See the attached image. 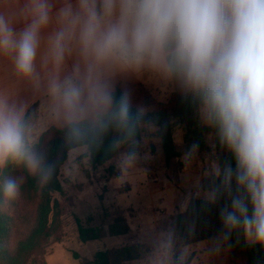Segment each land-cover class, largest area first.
<instances>
[{
    "label": "clouds",
    "instance_id": "9594fccd",
    "mask_svg": "<svg viewBox=\"0 0 264 264\" xmlns=\"http://www.w3.org/2000/svg\"><path fill=\"white\" fill-rule=\"evenodd\" d=\"M27 11L20 31L0 15V54L32 76L51 0H28ZM55 20V61L73 47L83 59L82 71L50 86L64 119L75 124L111 106L106 71L147 67L177 77L200 95L236 160L227 179L234 175L245 196L224 210L225 224L264 243V0H63ZM27 154L20 114L0 101V167ZM4 191L14 197L17 183L8 180Z\"/></svg>",
    "mask_w": 264,
    "mask_h": 264
},
{
    "label": "trees",
    "instance_id": "16d2710c",
    "mask_svg": "<svg viewBox=\"0 0 264 264\" xmlns=\"http://www.w3.org/2000/svg\"><path fill=\"white\" fill-rule=\"evenodd\" d=\"M172 78L174 91L167 101H158L142 85L121 82L111 93L112 107L108 112L63 127L51 126L32 144L25 137L26 158L10 159L0 168V264H47L44 245L60 231L62 216L72 208L60 181L61 168L71 150L85 148L83 156L93 169L104 168L121 152L130 157L139 156L143 151L141 141L148 132L142 125L146 124L156 128L168 165L179 156L173 138L176 120L183 126L186 149H207L205 135L212 133L214 150L226 153L219 162V173L201 180L200 189L212 197L192 196L187 208L175 215L173 228L179 245L222 237L232 251L231 257L240 254L246 264H264V243H247L243 227H230L223 218L224 210H231L232 199L245 196L234 175L230 182L227 179L228 169L236 170L234 154L222 140L218 127L206 118L200 95L186 88L177 77ZM26 118L27 113L21 119L24 136ZM32 159L37 161L35 167ZM8 180L18 185L14 197L5 195L4 185ZM56 193L61 197H56ZM85 221L76 219L80 241L99 239L101 227L92 226V216ZM128 229L121 218L108 227L113 236L126 234ZM140 256L139 246H122L98 251L94 263L127 264ZM189 261L183 263L178 251L173 254L172 264H189Z\"/></svg>",
    "mask_w": 264,
    "mask_h": 264
},
{
    "label": "rangeland",
    "instance_id": "374dc122",
    "mask_svg": "<svg viewBox=\"0 0 264 264\" xmlns=\"http://www.w3.org/2000/svg\"><path fill=\"white\" fill-rule=\"evenodd\" d=\"M48 114L47 108L42 109L39 104L28 110L25 137L29 143L36 142L45 130L54 126L46 123ZM142 127L149 132L153 126L143 124ZM173 138L179 156L172 158L168 165L159 138L152 142V138L145 137L141 141L143 151L139 156L130 157L121 152L104 168L97 169H93L83 156L85 148L71 150L61 168L60 181L72 208L62 216L60 231L44 245L46 263L95 264L98 251L134 245L139 246L141 256L127 264H172L176 251L183 263L190 259V264L195 255H200L196 264H246L240 254L227 256L226 248L231 254L232 251L222 237L206 245L199 243L194 254L192 250L181 253L183 246L179 245L173 228L174 217L187 208L192 196L212 197L211 193L200 189L201 180L219 173V162L226 153L214 150L212 133L205 135L207 149H186L184 129L178 120L173 123ZM134 167L139 171L132 172ZM110 178L118 185L115 189H111L108 183ZM55 196L61 197L59 193ZM175 198V208L170 209L166 202ZM88 216L93 217L92 226L101 227L102 236L82 242L78 237L76 219L84 223ZM117 218H121L129 229L126 234L113 236L108 227Z\"/></svg>",
    "mask_w": 264,
    "mask_h": 264
},
{
    "label": "crops",
    "instance_id": "0c3cea01",
    "mask_svg": "<svg viewBox=\"0 0 264 264\" xmlns=\"http://www.w3.org/2000/svg\"><path fill=\"white\" fill-rule=\"evenodd\" d=\"M62 2L63 0H51L52 20L47 27L41 30L40 46L35 61V73L32 76L20 74L16 70L12 57L0 54V101L14 108L20 114L21 119L34 104H39L42 109L47 108L49 113L46 116V123L56 127H63L68 124V122L64 119L62 112L57 107V100L51 91V83L53 81L62 82L67 77L75 76L77 66L80 67L81 71L83 70V59L77 48L73 47L70 51L66 52L62 63H57L51 53L50 37L58 27L55 14L61 7ZM27 7L28 0H0V15L4 16L16 31H20L26 27L31 20ZM104 75L109 84L111 93L121 82L142 85L158 101H167L174 91L172 75L147 67L138 70L113 69L106 71ZM111 107L112 104L104 113L108 112ZM96 117L97 115L92 114L85 119H95ZM150 130L147 132L146 138H152L153 142L159 137H157L156 128L154 126ZM176 151L179 152L177 148ZM137 169V167H134L132 172L139 171ZM112 178L108 180V183L111 185V189H115L118 185ZM116 190L118 191V188H116ZM164 199L162 202L165 201ZM175 202H177V198L174 200L168 199L166 203H168L167 205L169 208H175ZM188 204L189 201L186 206H188ZM165 209L170 211L166 207ZM244 238L245 240H250V243L257 242L253 237L246 235L245 231ZM210 241L211 240H204L195 244L185 245L181 247V253L186 250H192L191 252L194 254L199 243H205L206 245ZM226 254L227 256L231 255L228 248H226ZM199 257L200 255H195L190 264L198 263Z\"/></svg>",
    "mask_w": 264,
    "mask_h": 264
}]
</instances>
